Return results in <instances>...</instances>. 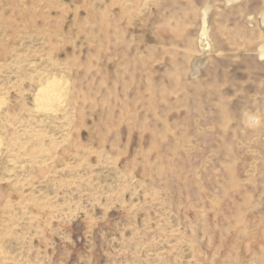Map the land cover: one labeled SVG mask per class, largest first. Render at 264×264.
Segmentation results:
<instances>
[{
  "label": "rangeland",
  "instance_id": "rangeland-1",
  "mask_svg": "<svg viewBox=\"0 0 264 264\" xmlns=\"http://www.w3.org/2000/svg\"><path fill=\"white\" fill-rule=\"evenodd\" d=\"M0 264H264V0H0Z\"/></svg>",
  "mask_w": 264,
  "mask_h": 264
},
{
  "label": "bare ground",
  "instance_id": "bare-ground-1",
  "mask_svg": "<svg viewBox=\"0 0 264 264\" xmlns=\"http://www.w3.org/2000/svg\"><path fill=\"white\" fill-rule=\"evenodd\" d=\"M54 83V82H53ZM51 85V84H50ZM50 88H52L51 86H50ZM52 91V90H51ZM50 91V89L49 90H44L43 89V91H41V93H42V95L44 94L45 95V97H49V96H51V92ZM53 92H54V90H53ZM46 93H48L47 95H46ZM54 94V93H53ZM56 95V94H55ZM51 97H53V95L51 96ZM57 98V97H56Z\"/></svg>",
  "mask_w": 264,
  "mask_h": 264
}]
</instances>
